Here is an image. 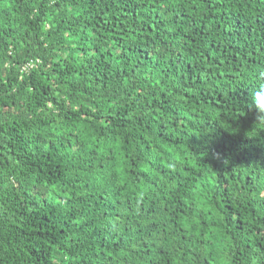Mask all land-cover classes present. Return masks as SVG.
Here are the masks:
<instances>
[{
    "label": "trees",
    "instance_id": "1",
    "mask_svg": "<svg viewBox=\"0 0 264 264\" xmlns=\"http://www.w3.org/2000/svg\"><path fill=\"white\" fill-rule=\"evenodd\" d=\"M261 84L264 0H0V264H264Z\"/></svg>",
    "mask_w": 264,
    "mask_h": 264
},
{
    "label": "clouds",
    "instance_id": "2",
    "mask_svg": "<svg viewBox=\"0 0 264 264\" xmlns=\"http://www.w3.org/2000/svg\"><path fill=\"white\" fill-rule=\"evenodd\" d=\"M262 99H264V84H261L259 89L253 94L255 112L259 120H264V103L261 102Z\"/></svg>",
    "mask_w": 264,
    "mask_h": 264
}]
</instances>
